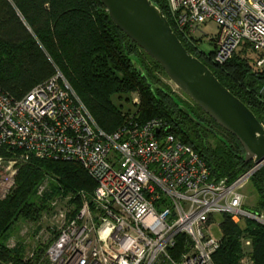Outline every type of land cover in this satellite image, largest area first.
<instances>
[{
	"label": "built area",
	"instance_id": "built-area-1",
	"mask_svg": "<svg viewBox=\"0 0 264 264\" xmlns=\"http://www.w3.org/2000/svg\"><path fill=\"white\" fill-rule=\"evenodd\" d=\"M167 1L176 29L194 46L202 44L203 26H218L211 39L215 63L248 44L264 67V0ZM135 101L140 104L139 96ZM130 116L105 132L60 72L20 99L0 91V148L7 152L0 155V200L31 157L77 162L96 181L92 200L61 224L35 264H214L222 240L212 233L214 224L221 226L217 216L264 225V213L243 205L250 170L233 182L216 180L163 119ZM180 234L191 243L175 257Z\"/></svg>",
	"mask_w": 264,
	"mask_h": 264
},
{
	"label": "trees",
	"instance_id": "trees-1",
	"mask_svg": "<svg viewBox=\"0 0 264 264\" xmlns=\"http://www.w3.org/2000/svg\"><path fill=\"white\" fill-rule=\"evenodd\" d=\"M166 15L184 46L202 60L232 93L239 97L264 125V67L253 66L246 57L249 45L236 51L223 65L212 60L214 50L206 53L201 45L189 43L169 16L167 0H153ZM246 48V49H245ZM245 52V53H244ZM142 68L146 81L139 72ZM57 72L63 74L96 123L112 133L129 122L161 118L168 131L191 145L204 159L216 180L233 182L254 167L246 161L239 140L222 128L193 100L191 104L177 95L163 77L164 69L139 48L112 21L99 0H0V91L13 99L25 96ZM140 95L141 103L131 114L118 106L115 98ZM190 112L210 129L195 123L182 109ZM123 105V104H121ZM0 155H7L0 148ZM254 183L258 200L247 208L264 212V179L259 171ZM49 182V191L40 197V185ZM96 181L77 162L31 157L19 167L16 188L0 200V264H35L24 259L22 250L5 244L13 225L20 219L34 218L49 206V199L74 195L75 202L92 200ZM222 240L213 254L214 264L241 263L242 239L251 240L253 264H264V225L253 219L239 224L229 215L222 216ZM185 234L177 237L171 251L177 257L190 247Z\"/></svg>",
	"mask_w": 264,
	"mask_h": 264
},
{
	"label": "water",
	"instance_id": "water-1",
	"mask_svg": "<svg viewBox=\"0 0 264 264\" xmlns=\"http://www.w3.org/2000/svg\"><path fill=\"white\" fill-rule=\"evenodd\" d=\"M114 24L164 69L169 79L226 131L253 161L251 173L264 179V125L255 113L216 77L214 72L182 43L161 8L153 0H99ZM140 74L148 81L142 68ZM184 112L210 129L190 110Z\"/></svg>",
	"mask_w": 264,
	"mask_h": 264
},
{
	"label": "rangeland",
	"instance_id": "rangeland-1",
	"mask_svg": "<svg viewBox=\"0 0 264 264\" xmlns=\"http://www.w3.org/2000/svg\"><path fill=\"white\" fill-rule=\"evenodd\" d=\"M219 28L214 22H209L202 27V30L197 33L199 37H202L201 49L209 53L214 50L215 46L212 44L211 39L218 35ZM244 49L243 46L239 47L237 51ZM246 49V48H245ZM246 52V57L249 59L253 66H256V61L258 60V53L248 47ZM244 52V53H245ZM163 80L169 84L173 94L177 95L179 98L187 101L191 104L192 99L183 93L170 79L169 77H163ZM264 89V86H263ZM263 94H264V90ZM139 96V102L141 103L140 95L138 93H133L130 99L115 98V102L118 106H124V111L127 112L130 109V113L134 114L137 111L138 103L135 98ZM123 104V105H121ZM253 173L250 174V177ZM16 188V185L14 189ZM13 189V190H14ZM49 191V182H45L38 188L37 194L43 197L46 192ZM242 193L244 195L243 205L246 208H253L256 206L258 200V193L256 192L254 183L249 180L245 183L242 188ZM49 206L45 210L39 211V213L34 218H20L12 227L5 244L13 250H22L24 259H32V254H37L41 250H44L49 243L55 238L59 231L61 224L63 225L70 217H72L81 206L75 202L74 195H61L54 196L49 199ZM56 202V205H53ZM82 205V204H81ZM64 212V216H59V211ZM264 213V212H261ZM217 219L221 221L222 217L217 216ZM245 220L241 221L239 224L244 223ZM212 233L216 237L222 236L221 226L214 224L212 227ZM250 241L248 244L247 242ZM242 259L243 264H253L252 262V244L251 240L243 238L242 241Z\"/></svg>",
	"mask_w": 264,
	"mask_h": 264
}]
</instances>
